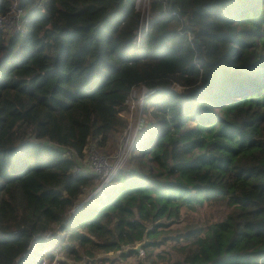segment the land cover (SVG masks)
Here are the masks:
<instances>
[{
	"label": "trees",
	"instance_id": "obj_1",
	"mask_svg": "<svg viewBox=\"0 0 264 264\" xmlns=\"http://www.w3.org/2000/svg\"><path fill=\"white\" fill-rule=\"evenodd\" d=\"M15 3L24 29L0 28V264L54 247L59 264L123 260L146 234L133 264H264V0H150L146 30L137 0H0V15ZM138 85L153 89L144 143L96 190L86 149L122 130ZM205 206L220 212L187 220Z\"/></svg>",
	"mask_w": 264,
	"mask_h": 264
},
{
	"label": "rangeland",
	"instance_id": "obj_2",
	"mask_svg": "<svg viewBox=\"0 0 264 264\" xmlns=\"http://www.w3.org/2000/svg\"><path fill=\"white\" fill-rule=\"evenodd\" d=\"M149 5H150V0H137V6L143 12V19H144L143 24H145V22L149 18ZM176 88L181 89V87H179V85H176ZM136 90H137V95L136 94L131 95L128 98L127 106L122 112V114L126 118V124L122 127V130L120 132H117L114 135H112V137L109 139L108 143L106 145L101 146V148H99L95 144H90L87 147L86 155L83 158V160H85L84 165L86 167H89L90 170H93L90 166V159H89L92 149H95L100 154L107 156L109 158V160L112 162L113 168H115L117 166L120 168V170L124 169L126 171V170H129L130 168L133 167V160L131 158V155L133 153L132 151L134 150V148H133V146L132 147L130 146L133 143L134 138H135V136L133 134H134L136 128L138 127V125H142L143 126L142 128L144 130V126L146 125V120L148 121V118H149L148 114L151 115L150 113L147 114V113L143 112L144 102H145L146 97H142V95L140 96V94H141L140 90H142V88L138 87V88H136ZM132 104H134V107L131 106ZM140 122H143L144 125L140 124ZM129 127H131V129H132L131 133H130V131H128ZM143 130H142V132H143ZM142 132L136 136L135 141H137L139 139L140 142L144 143V140L139 138L140 135L142 134ZM128 134H129V140H128V144L126 146ZM91 146H94V147L90 148ZM124 146H126L125 149H124ZM98 177H99L98 180L100 181L99 185H101V175L98 174ZM101 187L102 186H100V187L98 186V188L96 190H98ZM88 197H89V195H86V199ZM219 212L220 211H219L218 207L205 206V207H201L197 210L190 211L189 217H188V213L185 212V216L187 217V220H192V219H197L199 217L204 218V217L209 216V215H218ZM51 251H53V253H55V255L51 254V253H50V255L47 254L42 258V261H43V259H45L48 261H54L55 264H59V259H68V260L71 259V257H69L67 254L59 252V250L56 249L55 247L52 248ZM119 252L120 251L115 253L113 251H110L107 253H100L99 256L105 255V256H108L110 259L108 258L106 260H103L101 263H97V264H127L129 262H135V261L140 260L137 257V254H133L132 257L130 258V260L125 259V260H117V261L113 260L112 261L111 258L116 256ZM145 254H146V252H145ZM145 259H146V256H145Z\"/></svg>",
	"mask_w": 264,
	"mask_h": 264
},
{
	"label": "built area",
	"instance_id": "obj_3",
	"mask_svg": "<svg viewBox=\"0 0 264 264\" xmlns=\"http://www.w3.org/2000/svg\"><path fill=\"white\" fill-rule=\"evenodd\" d=\"M22 12H23V10L17 6V3H15L14 7L10 13L0 15V28L6 27V28L10 29L12 32L22 31L24 29L23 20L21 18ZM147 28H148V19L145 22V24L142 25L141 30L142 29L146 30ZM141 30H140V32H141ZM138 36L140 37V33L138 34ZM138 87L142 88V90H140L141 91L140 96L142 95V97H145L146 95H148L150 92L153 91L152 88H149L145 85H138V86L133 88L132 92L130 93V96L135 95V94L137 95L138 89L136 90V88H138ZM127 103H128V99H127ZM131 106L134 107V104H132ZM140 124H143V122H140ZM142 127H143L142 125H138V127L136 128V130L133 134L135 136V138L138 134H140L142 132V130H143ZM131 130H132L131 127H129L128 131H130V133H131ZM129 134L127 136L126 146L128 144ZM135 138H134L133 143L130 145L131 147L133 146V148H134V145L136 142ZM126 146H124V149L126 148ZM93 147L94 146H91L90 148H93ZM89 159H90V166L93 169L94 173L101 175V185H99V187L107 185L110 182V180L120 170V168L117 166L115 168H113V164L109 160V158L105 155L100 154L95 149L91 150V154H90ZM136 254H137V257L140 259L137 262L145 260L146 254H145L144 248L141 251H138ZM41 264H55V263H54V261H48V260L43 259V261H41Z\"/></svg>",
	"mask_w": 264,
	"mask_h": 264
},
{
	"label": "water",
	"instance_id": "obj_4",
	"mask_svg": "<svg viewBox=\"0 0 264 264\" xmlns=\"http://www.w3.org/2000/svg\"><path fill=\"white\" fill-rule=\"evenodd\" d=\"M148 241L149 238L148 235L146 234L142 240L135 242V244L133 245L126 246L124 250L128 251L130 249H133L135 251H141L144 248V246L148 243Z\"/></svg>",
	"mask_w": 264,
	"mask_h": 264
},
{
	"label": "crops",
	"instance_id": "obj_5",
	"mask_svg": "<svg viewBox=\"0 0 264 264\" xmlns=\"http://www.w3.org/2000/svg\"><path fill=\"white\" fill-rule=\"evenodd\" d=\"M84 161V163H85V160H83ZM119 255V253L116 255V256H118ZM132 257V255H130V256H128L127 258H126V260H130V258ZM122 260V259H121ZM123 260H125V259H123ZM129 262V261H128ZM137 262V261H136ZM136 262H129V263H127V264H133V263H136Z\"/></svg>",
	"mask_w": 264,
	"mask_h": 264
}]
</instances>
